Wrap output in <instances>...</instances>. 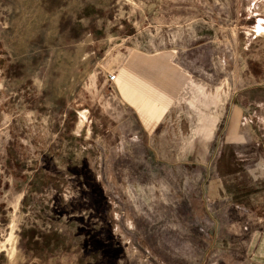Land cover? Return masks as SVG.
<instances>
[{"label": "rangeland", "instance_id": "obj_1", "mask_svg": "<svg viewBox=\"0 0 264 264\" xmlns=\"http://www.w3.org/2000/svg\"><path fill=\"white\" fill-rule=\"evenodd\" d=\"M199 19L211 51L209 123L231 98L244 105L239 123L237 109L229 115L239 135L221 143L212 164L221 175L263 174L264 0H0V264H164L137 238L148 215L175 216L177 229L196 233L174 264H264L262 209L233 215L234 240L203 256L194 246L199 171L189 179L182 170L169 189L106 161L120 141L89 92L118 78L117 61L101 74L104 54L132 48L137 28L151 36L159 22Z\"/></svg>", "mask_w": 264, "mask_h": 264}, {"label": "crops", "instance_id": "obj_2", "mask_svg": "<svg viewBox=\"0 0 264 264\" xmlns=\"http://www.w3.org/2000/svg\"><path fill=\"white\" fill-rule=\"evenodd\" d=\"M152 27L151 36L137 28L132 48L120 49L109 59L108 52L104 54L101 74L112 67V61H117L119 67L114 72L118 78L111 85H93L89 92L93 102L103 107L109 118L107 125L120 141L119 150L112 149L107 154L106 161H110L113 172L147 174L152 183L164 182L169 189L182 170L190 175L189 179L191 173L200 172L197 179L202 200L198 230L201 243L194 246H199L205 256L221 251L224 242L234 240L228 230L229 223L235 220L233 215L241 221L250 209L264 211V173L251 167L221 175L212 164L222 151L221 143L227 144L239 135V129L231 125L235 119L239 123V109L244 105L231 98L219 117H212L209 123L205 114L211 66L207 23L199 19L177 25L159 22ZM234 109L237 116L232 120L229 115L235 113ZM198 124L202 125L199 131ZM192 141L197 142L193 145ZM195 151L200 158L197 166L190 165ZM184 202L192 204L186 197ZM141 219L146 231L138 233L137 238L164 264H174L176 253L181 250L191 251L196 233L192 227L177 229L175 216L168 219L148 215ZM160 250L166 256L160 255Z\"/></svg>", "mask_w": 264, "mask_h": 264}, {"label": "built area", "instance_id": "obj_3", "mask_svg": "<svg viewBox=\"0 0 264 264\" xmlns=\"http://www.w3.org/2000/svg\"><path fill=\"white\" fill-rule=\"evenodd\" d=\"M108 79H109L110 82L114 83L117 78H116L115 75H109V78Z\"/></svg>", "mask_w": 264, "mask_h": 264}]
</instances>
